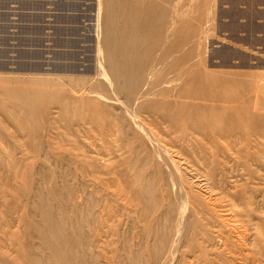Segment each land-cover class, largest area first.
Returning <instances> with one entry per match:
<instances>
[{"label":"rangeland","instance_id":"1","mask_svg":"<svg viewBox=\"0 0 264 264\" xmlns=\"http://www.w3.org/2000/svg\"><path fill=\"white\" fill-rule=\"evenodd\" d=\"M179 2L191 69L264 112V63L240 45L245 8ZM100 12L99 0H0V264H264V121L246 169L215 166L188 132L156 156L100 132L108 112L88 92L105 72Z\"/></svg>","mask_w":264,"mask_h":264},{"label":"bare ground","instance_id":"2","mask_svg":"<svg viewBox=\"0 0 264 264\" xmlns=\"http://www.w3.org/2000/svg\"><path fill=\"white\" fill-rule=\"evenodd\" d=\"M170 4L173 16L169 27ZM179 4V0H99L103 17L100 16L103 34L99 42L105 56V72L97 75L100 79L88 92L108 112L110 122L102 125L100 132L116 135L122 146L125 143L121 139L129 136L155 156L163 152L161 147L165 144L188 138L178 137V131L188 132L200 137L196 146L201 150L205 151L202 144L209 142L215 150L211 157L215 166L227 167L238 157L243 159L240 167L246 169L245 163L254 160L248 155V137L260 126L256 122L264 121V112L256 113L257 106L253 108L255 112L251 111L248 99L228 89L217 75L191 69L193 56L180 53L185 45L180 37ZM160 65L167 69L164 75ZM61 93L58 90L42 94L55 99ZM236 128L246 133L235 135ZM238 143L245 147L240 148ZM139 179L137 176L135 181Z\"/></svg>","mask_w":264,"mask_h":264},{"label":"crops","instance_id":"3","mask_svg":"<svg viewBox=\"0 0 264 264\" xmlns=\"http://www.w3.org/2000/svg\"><path fill=\"white\" fill-rule=\"evenodd\" d=\"M228 5L232 9L245 8L239 16L246 21V25L241 26L239 31L240 45L260 56L261 60L258 61L264 63V0H229Z\"/></svg>","mask_w":264,"mask_h":264}]
</instances>
